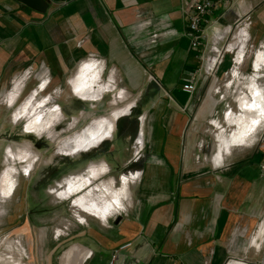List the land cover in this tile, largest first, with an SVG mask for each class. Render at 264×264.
Returning <instances> with one entry per match:
<instances>
[{"label":"crops","instance_id":"crops-1","mask_svg":"<svg viewBox=\"0 0 264 264\" xmlns=\"http://www.w3.org/2000/svg\"><path fill=\"white\" fill-rule=\"evenodd\" d=\"M193 1L62 0L51 3L47 12L40 14L15 0H0V96L8 93L10 106L16 104L23 91L30 93L31 81L19 79L29 66L36 74L44 72L52 89H60L67 82L70 93L80 97L75 89L80 83L94 97L86 100L99 102L103 94L114 91L120 100L124 96L148 98L141 106V114L149 115L148 149L142 163L135 166L140 168L142 178L133 187L135 205L125 209L132 202L127 184L120 195L122 208L108 207L102 218L89 215L85 216V227L77 224L76 231H72V245L80 253L79 247L91 251V255L83 253L90 256L84 263L110 264L113 253L117 259L112 264H245V257L256 255L261 247L264 255V220L260 224L264 219V178L259 176L261 150L256 140L264 124V92L258 82L263 77L258 73L264 52L260 51L253 63L252 77L241 75L246 84L237 99L240 108L224 117L231 131H225L215 120L210 122L218 132L210 162L225 167L214 170L196 163V128L210 111L216 112V102L208 96L209 102L194 105L200 81L193 98L182 91L197 67L195 55L189 50L183 13ZM246 11L250 13L245 32L250 42L257 44L264 36V0H240L225 12L219 5L208 17V37L226 38L224 29ZM243 49L241 46V53ZM226 64L221 66L220 76ZM103 71L108 78L102 84ZM47 83L42 80L43 91ZM29 93L16 114L17 118L28 114L26 130L33 132L28 129L32 120L43 130L59 125L64 117L58 97L50 99L51 108H47L45 98L38 108L30 109L37 91ZM131 105L133 102L117 108L112 115L125 110V116ZM44 109L45 115L32 116ZM139 118L141 131L136 144L142 146L147 116ZM100 121L94 120L85 131L67 137L60 145L69 143L70 153L79 151ZM53 134H48L49 140ZM106 137L89 138L90 148ZM77 142L79 146L74 150ZM120 143L116 141L105 153L89 155L83 164L93 167L95 183L113 180L106 187L115 193L123 188L117 187L115 180L128 163L124 148H117ZM30 165L25 167L24 175ZM140 172L134 171L131 176L135 179ZM9 186L1 193L8 194ZM81 186L72 185V192H79Z\"/></svg>","mask_w":264,"mask_h":264},{"label":"rangeland","instance_id":"rangeland-1","mask_svg":"<svg viewBox=\"0 0 264 264\" xmlns=\"http://www.w3.org/2000/svg\"><path fill=\"white\" fill-rule=\"evenodd\" d=\"M260 51L264 52V36L257 44L250 42L247 45L243 53L244 56L242 60H238L237 65L232 62L234 52L226 55L223 63L227 62V64L222 68V70L226 68V71L223 72V76H220L222 63L215 72L217 82L207 80L201 84L197 103L195 102L194 105L199 106L202 103L204 105L205 102H209L207 97L210 96L216 102L214 105L216 112L210 111L202 120V125H197L196 133L199 140L196 146L201 140L203 148L198 149L196 147L195 155L200 154L210 157L213 153L214 138L218 132L215 128H211L210 122L215 120L225 131H231L224 117L230 111L233 113L238 112L240 107L237 99L241 88L246 84L243 81H246V79H240L242 78L241 75L245 78L247 76L252 77L254 73L252 72V66ZM261 63L262 67L258 75L264 77V61ZM233 70L236 72L233 73ZM106 73V71L102 72V84L107 82L108 73ZM234 74L236 75L233 77ZM38 77H42L40 81L48 78L44 75V72H39L32 74L30 80H27L29 83L31 81L30 91H37V96L34 98L30 109L38 108V103L50 94L58 97L59 102L62 103V107H60L61 105L59 107L64 118L59 125H55L51 130L38 128L35 125L36 122L32 120L28 129L33 130V132H28L26 130L28 114H25L22 118H17L16 114L20 104L26 99L25 95H28L29 92L26 94L23 91L12 108L0 105V185L3 182L2 187L0 186V264H94V261L84 263V260L90 258V256H84L83 253L87 251L91 255V251L81 247H79L81 253L76 251V247L72 245V231H76L79 222L85 227V216L102 218L108 207L112 210L122 208L123 199L121 198L119 205H116L113 198L116 194L120 196L121 193H125L127 184L130 186L129 194L132 202L125 209L135 205L132 194L133 187L138 185L142 179L140 168L135 166L141 164L142 160L134 165L127 163L122 176L116 178L115 185L117 187L123 185L120 193L109 192L107 189L109 183H112L113 180L106 179L95 183L93 179L96 178V175L92 171L93 167L84 166L83 164L86 163L89 155L107 152L118 140L122 144L120 143L117 148L118 150L124 148L123 151L125 150L124 152L128 154V162L132 158L135 149H141V155H145L148 149L146 143L147 126L149 124L148 112L142 113L147 116L145 123H143L145 129L142 134V146L136 145V137L141 131V122L138 123L137 121L142 116L141 106L146 104L148 98L124 96V99L120 100L117 92L114 91L106 92L99 102H96L98 99L96 101L86 100L87 98H94L91 94L86 99L73 96L70 89H68L67 82H64L63 87L60 89H52L50 84L47 83L45 90L41 92L37 87L41 84L37 79ZM263 77L258 82L264 92ZM76 88L83 93L86 92L85 87L80 83ZM54 91H56L55 95H53ZM219 91L222 94H219ZM115 99L116 101L112 103ZM130 102H133V105L128 109V113L119 119L110 131L109 136L107 135L93 148L70 153L67 149H64L65 144L60 145L75 133L85 131L94 120L111 119L109 116L112 115L114 110L123 108ZM50 104L49 102L47 108H51ZM65 106L67 108H64ZM135 110L140 111V116L134 115ZM45 113L44 109L42 113L39 111L34 112L32 116L40 117ZM194 115L192 114V117ZM14 120H18V122ZM263 128L264 124L259 128L256 140ZM39 131L41 133H36ZM48 132L52 134L55 132L51 140H49ZM99 144H101L100 147L93 150ZM7 146L11 148H8L7 154H4V149ZM238 149L233 150L231 156ZM28 163L32 167L27 171V175H24V169L29 165ZM97 169L99 170L100 166H97ZM129 171L140 172L139 178L138 176L135 177V179L138 178L136 183L134 177H132L133 172L128 173ZM82 174L84 176H80ZM123 177L125 178L123 179ZM127 178L126 184L125 180ZM81 184L83 186H81L79 192L73 193L69 190L72 189V185L80 186ZM8 186L11 189L10 192L6 195L1 193V190H6ZM255 252L256 255L245 257V264H260L263 262L262 247L256 249ZM116 259V253H113L108 263L112 264Z\"/></svg>","mask_w":264,"mask_h":264},{"label":"built area","instance_id":"built-area-1","mask_svg":"<svg viewBox=\"0 0 264 264\" xmlns=\"http://www.w3.org/2000/svg\"><path fill=\"white\" fill-rule=\"evenodd\" d=\"M239 1L240 0H194L189 6V8L185 9V11L183 12L186 18V24L188 28L187 36L189 39V50L195 55V58L198 63V67L190 73L185 84L182 85V91L186 93L190 98H193L195 93L197 92L199 81L202 82V84L207 80H214V82H217V79L215 78V72L223 63L226 55L234 52L235 55L232 59L234 65H237L239 63L238 60H242L244 56L243 53L247 45L250 43V37L245 32L246 23H249L248 15L250 11L238 14L232 26H228L224 29L226 33V38L224 35L217 36L215 38H210L206 33V29L209 28L208 17L213 13L215 9L218 8L219 5L221 6V9L225 12L228 11L232 7V5ZM241 46H244L242 53L240 52ZM23 74L24 75H22L19 79L24 78L27 81L32 77V74H35V72L32 67L29 66ZM45 81L47 83L48 79L46 78ZM41 85L42 81L41 84L37 86L40 91L42 90L40 88ZM13 86L14 84H12L11 89ZM32 92H34V90L30 91L29 94H31ZM41 92H43V90ZM55 94L56 91H54L53 95ZM7 95L8 93L4 94L3 96H0V105H6L7 108H12V106H10V104L7 102ZM53 97L54 96H51L50 94L44 97V99H48L46 103L47 105L49 104L50 99ZM49 106L53 105L50 104ZM14 121L18 122V120ZM257 145L258 148L261 150V158L258 163L259 176L261 178H264V128L261 131L259 138L257 139ZM196 147H198V149L203 148V142L200 140L199 144H197ZM8 148L11 147L7 146L4 149V154H7ZM140 151L141 149H135V152L132 158L129 160L128 164H138L142 160V155ZM210 157H208L207 155L203 156L197 154L194 156V160L198 164L209 165L214 170L225 167L223 165H212L210 162ZM131 172L133 171H129L128 173ZM138 178L134 180L135 183ZM263 220L264 219L260 220V224L263 223ZM260 264H264V260Z\"/></svg>","mask_w":264,"mask_h":264},{"label":"bare ground","instance_id":"bare-ground-1","mask_svg":"<svg viewBox=\"0 0 264 264\" xmlns=\"http://www.w3.org/2000/svg\"><path fill=\"white\" fill-rule=\"evenodd\" d=\"M85 67V66H84ZM86 77V76H85ZM79 79V78H78ZM81 80V78L79 79ZM84 80V79H83ZM86 82V81H85ZM76 92L77 94L82 97V98H87L89 97V93L87 94V92H82L81 90H78L76 87ZM87 94V95H86ZM125 110H122V111H119L117 112L113 117L111 116L110 118L111 119H103L101 120L100 122H98V125L96 127H93L91 129V133L89 134V138H91L92 140L93 139H96V140H99L101 139L102 137H104L106 134L109 135L110 134V131L114 128L115 126V122L116 120L120 117V116H123L122 114H124ZM34 118H37V117H34ZM35 120V119H34ZM35 122V121H34ZM34 124V123H33ZM32 124V125H33ZM74 142H76V140H74ZM71 146L69 143H65V148L64 149H71ZM74 150H76L79 146L78 142L75 143L74 145ZM27 169H31V165L27 168ZM27 171V170H25ZM129 178V177H128ZM128 178L125 180L126 184H127V181H128ZM126 187V186H125ZM69 190L72 191V189L70 188ZM121 195H123V193H121ZM123 199V198H122ZM120 200H121V197L116 194L113 198V202L116 204V205H119L120 203Z\"/></svg>","mask_w":264,"mask_h":264},{"label":"water","instance_id":"water-1","mask_svg":"<svg viewBox=\"0 0 264 264\" xmlns=\"http://www.w3.org/2000/svg\"><path fill=\"white\" fill-rule=\"evenodd\" d=\"M15 1L21 4L22 6L30 10H33L34 12L45 14L51 3H57L62 0H15Z\"/></svg>","mask_w":264,"mask_h":264},{"label":"flooded vegetation","instance_id":"flooded-vegetation-1","mask_svg":"<svg viewBox=\"0 0 264 264\" xmlns=\"http://www.w3.org/2000/svg\"><path fill=\"white\" fill-rule=\"evenodd\" d=\"M137 121H140L139 119ZM90 140L89 137H86L84 142L81 144L79 151H86L90 148Z\"/></svg>","mask_w":264,"mask_h":264},{"label":"trees","instance_id":"trees-1","mask_svg":"<svg viewBox=\"0 0 264 264\" xmlns=\"http://www.w3.org/2000/svg\"><path fill=\"white\" fill-rule=\"evenodd\" d=\"M134 115H135V116H136V115H137V116L140 115V111H139V110H137V111L135 110V111H134ZM134 118H135V117H134Z\"/></svg>","mask_w":264,"mask_h":264}]
</instances>
